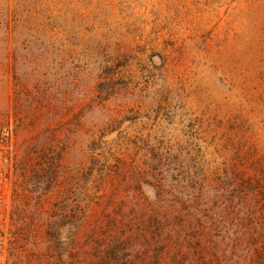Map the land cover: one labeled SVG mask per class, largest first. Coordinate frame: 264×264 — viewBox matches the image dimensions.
Returning a JSON list of instances; mask_svg holds the SVG:
<instances>
[{
  "label": "rangeland",
  "instance_id": "rangeland-1",
  "mask_svg": "<svg viewBox=\"0 0 264 264\" xmlns=\"http://www.w3.org/2000/svg\"><path fill=\"white\" fill-rule=\"evenodd\" d=\"M72 181L89 231L180 223L161 264H264V0H0V264H89Z\"/></svg>",
  "mask_w": 264,
  "mask_h": 264
},
{
  "label": "trees",
  "instance_id": "trees-1",
  "mask_svg": "<svg viewBox=\"0 0 264 264\" xmlns=\"http://www.w3.org/2000/svg\"><path fill=\"white\" fill-rule=\"evenodd\" d=\"M141 168H142L141 163H137L136 172L143 173L144 170L147 169V166L145 165L143 169ZM153 170H155V168H153ZM162 174L163 172L159 173L158 175L159 177L158 176L155 177L157 178L156 179L157 184L155 185V187L162 186V181L165 184L166 181L164 179V175L161 176ZM74 182L75 181H72L71 183L72 186H71V189L69 190V194H70L69 197L68 195L66 197L67 198L66 200H68L69 202L67 205V209H68L67 210L68 211V221L67 222L69 224V227L75 230L74 234L70 238V246H72L73 248H75L76 246H81L80 244H77V241L79 240L81 241L82 234L84 232L89 231V227L86 224H87V219H88V212L90 210V206L92 203V199H90L89 197L86 198L87 196L81 197V199H78L77 196L74 195L75 187H76L73 185ZM239 183H241V186L243 185L242 181ZM135 184H139V183L136 181ZM84 186H85L84 190L86 192V190L88 189L85 184ZM137 200H138L139 206H141V200L140 199H137ZM179 200L184 201V199L182 198H179ZM82 201H85V203L81 204ZM188 201L191 202V199ZM124 204H126V202ZM125 207L130 208V201L129 203L125 205ZM77 209H79V211H77ZM142 209L143 211L147 210V213L142 214V216L144 215L143 218L136 217V219L138 218L139 220L137 219L138 223H136L137 227H136L135 232H132V233L130 232L126 236H125V230L128 231L129 230L128 228H126L123 234L120 235V234H117L116 231H114L115 229H111V227L117 228V226L119 225L118 223H121L124 226L128 227L127 218L130 215H127V213L130 214L129 211L124 212V213L119 212L116 214V216L112 217V219H111V216L106 218L108 229L101 234L95 233V231L97 230V226L96 228H94V225L90 227V231H89L91 232L90 238L92 236L91 243L93 247H97L96 248L97 253L95 254L90 253L91 255L87 256V259L89 260V264H146L144 263L146 259L145 258L141 259L140 257L141 254L143 256L146 255L148 259L152 258L153 263L161 264V262H159L157 258L154 257V255L149 256L148 254L149 250H144V247L152 245V243L160 244L161 233L159 232L158 226L160 225L161 220L165 221L166 223V230L164 232L167 235V237L165 239L166 240L165 243L174 242L176 244H180L184 240L188 239L187 235H184L187 238H184V236L181 234H177L178 236L174 235V233L172 232L174 229V226L180 223L173 221L171 219H168L171 222L167 223V219L163 215V212L161 210L157 208L152 209V207L150 209H147L145 205L142 206ZM46 220H49V217H47ZM112 220H116V222L113 223ZM43 221L45 220L43 219L42 222ZM200 223H202V228L200 229V233L198 230V233H196L194 237V240L196 241L198 245H200L201 242L207 243V241L211 240L210 239L211 236L209 235L210 228L207 226L208 224L205 221H203V217H202V222ZM148 233L151 235L150 238H146ZM25 234H28V231ZM129 235L133 237L141 236L142 237L141 239L143 241L140 242L139 240V242H137L136 238H131ZM191 238L193 239V237ZM182 247H184V245H182ZM202 247L206 248L205 245H203ZM194 253H197V252L195 251ZM162 260H163V256L161 257L160 261ZM16 263H19V261H16Z\"/></svg>",
  "mask_w": 264,
  "mask_h": 264
},
{
  "label": "built area",
  "instance_id": "built-area-1",
  "mask_svg": "<svg viewBox=\"0 0 264 264\" xmlns=\"http://www.w3.org/2000/svg\"><path fill=\"white\" fill-rule=\"evenodd\" d=\"M4 226V221L1 223L0 222V238H1V234L3 233V232H5V226ZM0 244H1V241H0ZM1 248V247H0ZM1 252V251H0Z\"/></svg>",
  "mask_w": 264,
  "mask_h": 264
}]
</instances>
